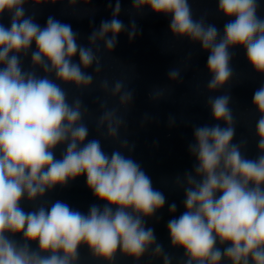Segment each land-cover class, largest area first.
<instances>
[{"label":"clouds","instance_id":"9594fccd","mask_svg":"<svg viewBox=\"0 0 264 264\" xmlns=\"http://www.w3.org/2000/svg\"><path fill=\"white\" fill-rule=\"evenodd\" d=\"M65 0H0V264H79L87 249L95 264H115L117 257L141 264H173L149 220H159L167 206L169 246L182 252L180 264H264V16L260 0H216L223 30L206 15L194 17L189 0H130L132 12L146 10L169 19L174 39L187 40L207 53V92L228 87L235 76L234 52L243 50L252 72L262 78L252 96L257 154L246 155V140L235 141L232 95H209L212 124L192 128L187 152L190 170L174 177L183 191V211L154 187L151 176L133 158L136 144L121 129L134 91L123 80L100 81L117 100L100 103L97 136L90 137L89 108L66 87L90 89L102 71L100 46L111 54L118 38L140 34L136 20L119 19L121 0H111V18L102 20L80 43L70 24L48 16L42 26L26 5H56ZM90 0H67L69 8ZM8 17V23L3 18ZM25 60L28 66L25 67ZM91 70V71H89ZM170 83H182L181 69L170 68ZM165 89L150 92L158 102ZM149 118L141 121L143 127ZM174 117L168 127L174 128ZM118 147L104 150L102 140ZM155 143V142H154ZM60 152L57 156V152ZM127 153V155L125 154ZM83 178L95 203L87 212L46 197ZM25 205L29 206L27 209Z\"/></svg>","mask_w":264,"mask_h":264},{"label":"water","instance_id":"95a60500","mask_svg":"<svg viewBox=\"0 0 264 264\" xmlns=\"http://www.w3.org/2000/svg\"><path fill=\"white\" fill-rule=\"evenodd\" d=\"M110 0H90L85 6L78 4L75 9L69 8L67 0L56 5L35 7L26 5V14L34 15L40 25L46 23L48 16H54L63 23L70 24L80 34V43L87 44V37L98 28L102 20L111 18ZM194 17L206 15L209 23H214L223 30L225 20L217 14L216 0H189ZM114 5L115 0H111ZM260 15L264 16V0ZM122 11L119 19L126 25L135 19L141 34L129 42L127 34L118 38L115 50L108 54L100 46L98 55L101 58L102 71L92 87L86 91H78L74 87H66L69 100L79 96L89 108L90 116L86 123L90 129V137L97 136L96 118L101 114L100 103L107 101L109 108L117 106V100L106 95L99 87L100 81L123 80L128 90L134 91V101L130 108L120 110L127 122V131L121 129V136L127 137L136 144L132 156L151 176L154 187L164 192L168 202L177 204L178 216L182 207L183 191L174 186V177L190 170L193 161L187 152V144L192 140V128L203 124H212L206 102L209 95H222L230 92L231 107L236 119L235 141L246 140V155L254 158L257 154L255 123L258 115L252 108V96L262 82L249 68L243 50H236L232 61L235 76L232 83L225 89L209 94L206 71L207 53L199 45L187 40L174 39L169 32V19L153 15L145 11L142 15L132 12L130 0H121ZM8 23V17L3 18ZM28 60H25V67ZM170 68L181 69L182 83L172 84L167 72ZM91 71V70H89ZM165 89L164 98L158 102L149 99V93L155 89ZM145 115L148 122L141 127ZM174 117L176 126L168 127V118ZM155 142V143H154ZM104 150L108 153L118 147L109 140H102ZM60 152H57L59 156ZM127 155V153H125ZM47 200L66 201L74 208L87 212L88 207L95 203L87 190L83 178L72 183L66 189H57L46 197ZM26 209L29 207L25 205ZM159 215V220H149L148 225L155 228L158 242L162 243L166 252L173 257V264H180L182 252L172 250L169 246L167 221L170 219L167 206ZM79 264H95L89 257L87 249L80 250ZM115 264H132V261L117 257ZM141 264H161L160 261H149L146 257Z\"/></svg>","mask_w":264,"mask_h":264}]
</instances>
